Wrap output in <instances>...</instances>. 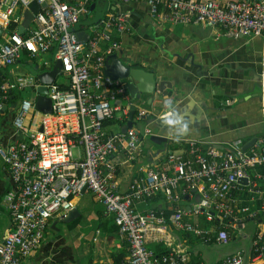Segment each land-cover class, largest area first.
I'll use <instances>...</instances> for the list:
<instances>
[{"label":"built area","instance_id":"2783aa9c","mask_svg":"<svg viewBox=\"0 0 264 264\" xmlns=\"http://www.w3.org/2000/svg\"><path fill=\"white\" fill-rule=\"evenodd\" d=\"M32 1L44 6L32 14L25 31H8L11 23L19 24ZM112 1H142L157 24H204L229 38L264 34V0ZM91 3L0 0V120L11 91H34L39 86L32 74L5 77L4 69L22 52L34 57L52 50V57L60 63L57 74L66 78L64 89L55 81L45 85L51 102L48 113L33 109L36 92L31 100L18 98L9 121L11 134L5 143L0 141V162L13 183L4 195L11 223L0 240V264H20L38 247L48 221L63 217L72 199L83 192L102 204L104 214L126 241L125 264H190L188 253L178 245L167 244L168 252L156 256L147 247L149 239L155 240L158 232L167 228L225 245L229 242L227 229H237L245 218L257 220L249 249H241L218 264H264V217L260 219L259 212L248 206H239L234 198L235 193H242L251 200L261 199L259 182L264 181V173L256 169L264 168V134L244 150L240 140L216 150L187 139L181 151H167L162 164L148 166L126 191H118L113 156L121 152L124 161H134L141 151V136L150 131L144 128L140 134L133 127L134 121L145 116L142 108L134 112L132 125L124 132L106 131L102 126L109 118L124 124L131 104L125 83L104 75L106 57L119 48V40L112 34L124 33L127 14L108 10L75 29L79 18L91 12ZM76 31L86 33L87 39L78 40ZM198 184H203L198 201L186 213L215 220L216 230L185 221L181 209L167 216L161 210H136V204L155 194L171 202ZM259 210L264 211V201Z\"/></svg>","mask_w":264,"mask_h":264},{"label":"crops","instance_id":"0c3cea01","mask_svg":"<svg viewBox=\"0 0 264 264\" xmlns=\"http://www.w3.org/2000/svg\"><path fill=\"white\" fill-rule=\"evenodd\" d=\"M92 3L95 4V1ZM99 6L101 7V4ZM104 6L105 8H101L102 15L97 18L104 16L108 10L127 14L124 33L118 36L112 34V37L119 40V48L113 53L116 58L123 65L150 70L157 83L165 82L161 91L155 89L152 94H141L138 99L132 100L127 94L135 111L139 108L145 110V116L136 121V124L133 122V127L140 134L144 128H148L150 134L141 136V151L134 161H124L125 157L121 152L113 156L119 192L126 191L131 181L141 176L148 166L162 164L167 151H181L187 139L204 142V149L221 150L228 142L240 140L242 146L251 138L264 134V34L229 38L219 35V30L204 24H157L149 16L142 1L120 4L107 0ZM20 18L17 27L23 20V13ZM21 54L25 55L22 59L20 55L13 64L24 60L33 63L37 72L51 68L52 64L45 67L35 64V56L30 57L25 52ZM43 54H49L52 58V50ZM32 58L34 59L31 60ZM4 73L6 78L22 74L10 66L4 69ZM36 88H33L34 91L31 88L24 90L34 94ZM20 97L28 98L23 96L22 92L11 91L7 108L3 111L4 116L0 120L2 143H5L11 134V111ZM166 97L176 98L181 109L188 112L189 118L197 122L191 135L179 142L168 139L163 134L158 120ZM193 98L198 101L199 107L192 113L189 104ZM6 110L8 111L5 112ZM114 126L116 130H120L122 125L114 122L104 126V129L112 131ZM150 136L161 137L164 141L156 143L149 139ZM256 170L259 171V168ZM261 182V199L251 200L248 194H234L236 204L257 210L260 219L264 217V211L259 210L260 202L264 201V181ZM202 185L198 184L183 198L171 202L159 195L158 199L136 204V210L165 209L172 212L179 208L186 213L197 201ZM12 187L9 172L0 162V240L10 228L4 195ZM71 204V208L63 217H53L48 221L38 247L22 258L20 264H114L111 256L120 249L126 251L122 262L125 264L127 243L117 229L113 230V223L110 217L104 214L102 204L89 192L74 197ZM198 216L200 215L186 213L183 219L198 223ZM244 220L251 221L246 218ZM252 221L255 224V232L257 220ZM241 223L237 226L236 237L232 241L238 240L242 234ZM250 235H247L244 244L238 242L241 248L237 247L212 261L208 260L205 249L198 256L193 252V247L194 243H215L212 240L202 243L183 230L164 228L158 232L155 240L149 239L147 246L155 250L166 249L167 244L178 245L186 252L189 250L190 256H196L194 258L197 264H218L241 249L248 250Z\"/></svg>","mask_w":264,"mask_h":264},{"label":"water","instance_id":"95a60500","mask_svg":"<svg viewBox=\"0 0 264 264\" xmlns=\"http://www.w3.org/2000/svg\"><path fill=\"white\" fill-rule=\"evenodd\" d=\"M94 3L89 5V10H92L95 6ZM40 6L35 1H32L27 9L23 12V20L21 24L17 27V32L22 33L23 29L27 26L32 18V14L35 13ZM97 19V18H96ZM1 32V31H0ZM75 37L80 41H85L87 39V34L83 31H76ZM108 61V63H107ZM60 69V63L58 60H54L51 68L47 71H38L35 74V78L39 84L36 88V95L33 100V109L41 112L48 113L51 110V102L49 98L45 95L46 89L45 85L52 83L55 79L56 74ZM104 75L110 79H120L125 81V90L130 99H138L141 94H152L155 89L161 91L163 84L165 82H155L153 73L150 70H145L139 67H131L128 65H123L119 59L116 58L115 54H111L106 57L104 63ZM129 110L125 123L121 126L120 131L124 132L126 128L132 125V116L134 114L135 108L133 104H129ZM150 140L156 143H163V138L157 136H150ZM255 137L251 138L248 142L242 144V149H246L253 141ZM245 183V179H242ZM198 201V198H197ZM196 201V202H197ZM250 219V218H248Z\"/></svg>","mask_w":264,"mask_h":264},{"label":"rangeland","instance_id":"374dc122","mask_svg":"<svg viewBox=\"0 0 264 264\" xmlns=\"http://www.w3.org/2000/svg\"><path fill=\"white\" fill-rule=\"evenodd\" d=\"M94 1H95V7L93 8V10L90 13H88L86 16L79 18V20L74 25L75 29L79 27H84L88 25L89 23L94 22L98 16L102 15L103 13L102 9L105 8L104 4L107 3V0H94ZM99 4H101V7L99 6ZM31 25L32 24H30V26ZM22 58H23V54H21V59ZM33 59L34 58H32L31 60ZM33 61L38 66L45 67L46 65H51L52 62L54 61V58L53 57L51 58L49 54H40V55L35 56V59ZM10 67H13L15 70L19 71L22 74L28 73V74L35 75L37 73V71L33 68V63L24 62V60L19 64L17 63V64L10 65ZM54 81L56 83H60L62 81L66 82V78H64L60 74H57ZM22 95L28 97L31 100L33 93L29 90H24L22 91ZM134 123L136 124L135 121ZM116 126H114V128L111 130L112 131L116 130ZM241 225H242V229L240 231L242 232V234L239 236L238 240L230 241L228 244H225V245H220V244L201 245L200 244L201 245L200 246L198 243H194L193 252L194 253L196 252V254L200 256L201 252L205 249L208 260L212 261L218 257H223L224 255L233 251L237 247L241 248L240 243L243 242L244 244L246 242L247 235L252 234L255 228V224L253 223L252 220L251 221L244 220L241 223Z\"/></svg>","mask_w":264,"mask_h":264},{"label":"clouds","instance_id":"9594fccd","mask_svg":"<svg viewBox=\"0 0 264 264\" xmlns=\"http://www.w3.org/2000/svg\"><path fill=\"white\" fill-rule=\"evenodd\" d=\"M193 113L199 107L198 101L192 99L190 104ZM163 134L173 141L179 142L191 135L196 121L189 118V113L182 110L174 97H166L163 101V110L158 117Z\"/></svg>","mask_w":264,"mask_h":264},{"label":"trees","instance_id":"16d2710c","mask_svg":"<svg viewBox=\"0 0 264 264\" xmlns=\"http://www.w3.org/2000/svg\"><path fill=\"white\" fill-rule=\"evenodd\" d=\"M92 1H94V0H92ZM93 10V9H92ZM91 10V11H92ZM12 29H17V24H14V23H11L9 26H8V31H10V30H12ZM25 52V51H24ZM26 53V52H25ZM27 54V53H26ZM25 55V54H24ZM23 55V56H24ZM124 83H125V81L124 80H122ZM56 83V82H55ZM57 84V86H58V88H60V89H64V88H66V85H65V83L63 82V83H56ZM13 93V92H12ZM14 96H15V94H13ZM114 122H116L119 126H121L122 124H123V122H118L117 120H115L114 118H109V119H105V120H103V122H102V126L104 127V126H108V125H110V124H112V123H114ZM259 171L260 172H263L264 173V168H259ZM261 183H263V181L261 182ZM160 194H155L154 196H152V197H150V198H148V199H146L145 200V202L147 203V202H149V200H154V199H158L160 196H159ZM183 196L184 195H179L178 196V199H181V198H183ZM158 197V198H157ZM162 197V196H161ZM163 198V197H162ZM175 209H179V208H175ZM153 210H156V209H153ZM159 210H161L162 212H163V215L164 216H167L170 212H169V210H162V209H159ZM198 223H199V226H201V227H206V226H208V227H211L212 229H214V230H216V226H217V222L215 221V220H213V219H211V220H206L205 218H204V216H203V214H201L200 216H198ZM197 223V222H196ZM115 229H117V227L113 224V230H115ZM228 230V239H229V241H232V240H234L235 239V237H236V229H230V228H228L227 229ZM188 235H191V234H188ZM187 236V235H186ZM194 238H196V240H200L202 243H209V241H202V239H198L197 237H194ZM252 239V236L250 235V237H249V239H248V241L249 240H251ZM149 249H151V248H153V247H150V246H147ZM152 251L154 252V254L156 255V256H160V255H163V254H166L167 252H168V250H167V248L165 249V248H157V249H155L154 250V248L152 249ZM125 253H126V251L124 250V249H120V251L118 252V253H116V254H113L111 257V259H112V261H113V263L114 264H122V262H123V256L125 255ZM187 253H188V256H190V251L188 250L187 251ZM191 257V258H190ZM189 257V263L190 264H197L198 262H197V260H195L196 258H194V257H196V256H190Z\"/></svg>","mask_w":264,"mask_h":264}]
</instances>
